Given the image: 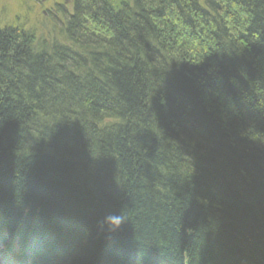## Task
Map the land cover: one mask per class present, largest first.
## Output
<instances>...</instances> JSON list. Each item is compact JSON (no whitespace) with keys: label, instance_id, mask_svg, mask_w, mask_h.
<instances>
[{"label":"trees","instance_id":"1","mask_svg":"<svg viewBox=\"0 0 264 264\" xmlns=\"http://www.w3.org/2000/svg\"><path fill=\"white\" fill-rule=\"evenodd\" d=\"M70 2L0 27V218L55 264H264V0Z\"/></svg>","mask_w":264,"mask_h":264},{"label":"rangeland","instance_id":"2","mask_svg":"<svg viewBox=\"0 0 264 264\" xmlns=\"http://www.w3.org/2000/svg\"><path fill=\"white\" fill-rule=\"evenodd\" d=\"M52 1L44 0L42 3H39L35 0H0V27L13 26L16 28L19 27L24 31L28 29L35 35L36 43H39V45L42 39L50 41L56 40L54 38H57L59 39L58 41H62L63 37L60 30H57L55 27L63 28L64 23L60 17H58L60 21L55 18V13L57 11H63L61 7H54ZM120 1L113 0L116 5ZM58 3L61 5L62 0H59ZM69 6H72L70 0L66 6L67 12H71V7ZM49 9L50 12H48ZM13 20L16 21L13 22Z\"/></svg>","mask_w":264,"mask_h":264},{"label":"bare ground","instance_id":"3","mask_svg":"<svg viewBox=\"0 0 264 264\" xmlns=\"http://www.w3.org/2000/svg\"><path fill=\"white\" fill-rule=\"evenodd\" d=\"M35 1L42 3L44 0H35ZM58 1L59 0H53L52 1L54 4V7H61L63 12L67 11L66 6L69 3V0H62L61 5L58 3ZM69 7H71V11H72L73 7L72 6H69ZM42 12L44 13V11H42ZM48 12H50V9ZM51 14L53 15V13H51ZM58 17H60L62 19L61 21H63V20L65 21L62 12L57 11L55 13V18L59 20ZM15 21L16 20H13V22H15ZM8 27H10V26H8ZM11 27H13V26H11ZM1 28H3V26H1ZM55 28L57 30H60L61 27L56 26ZM12 29H14L13 32H18V31L23 32L24 31L23 29H20L19 27H17V28L14 27ZM26 32L32 33V31H29L28 29L26 30ZM32 35H34V34L32 33ZM62 47H63V45H62ZM60 49H62V48H60ZM71 112L74 113L73 115H75V112H73V111H71ZM76 115H80V114L77 113ZM97 126H99V125H97ZM34 145L36 146L37 144L32 143L30 146L31 150H34ZM81 155H82V153H81ZM86 162H87V160H85V163ZM14 224H15L13 226L14 229H9V227H8L9 224L4 219L0 218V235L8 237V234H9L10 235L9 238H13V239L16 238L19 240V243L25 249L26 253L30 257V259H27V260L32 261V263H28V264H43L42 263L43 260H45V264H55L53 262V258L51 256V254H50V252L54 248L53 246L57 245V243L54 240V237L47 236V237H44L41 239L40 236H38L37 233L35 232V229H33L32 227L20 226L22 224H25V222L24 221L21 222L20 219H19L18 223L16 222ZM2 232H5V233L2 234ZM0 252L3 253L1 251V249H0ZM2 259L4 260V262L6 264H17V261L14 259V257L12 255L9 256V260H8V258H2Z\"/></svg>","mask_w":264,"mask_h":264},{"label":"clouds","instance_id":"4","mask_svg":"<svg viewBox=\"0 0 264 264\" xmlns=\"http://www.w3.org/2000/svg\"><path fill=\"white\" fill-rule=\"evenodd\" d=\"M127 221V214L123 210L119 214H109L104 218L102 228L107 226V230L111 232L118 231L121 226Z\"/></svg>","mask_w":264,"mask_h":264}]
</instances>
